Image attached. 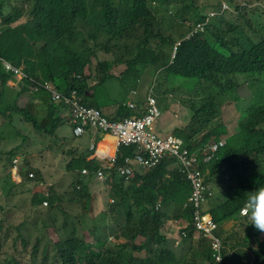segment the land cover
I'll return each mask as SVG.
<instances>
[{
	"label": "clouds",
	"instance_id": "clouds-1",
	"mask_svg": "<svg viewBox=\"0 0 264 264\" xmlns=\"http://www.w3.org/2000/svg\"><path fill=\"white\" fill-rule=\"evenodd\" d=\"M10 1H13L12 4ZM225 1L189 0L187 3L186 0H170V9H168L159 6L154 0H148V10L160 21L166 37L174 40L173 47L166 51L170 58V64H173L180 48L185 43L202 38L213 20L232 19L231 14L233 13L238 18L239 12L233 9L228 1H226L227 3ZM261 2L252 6L250 3L241 4L238 1V5L245 7L246 4H250V9L256 7L264 9V4ZM212 4H216L218 7H213ZM9 5H13L10 14L16 13L17 10L23 12L22 17L11 25L12 28H17L28 22L29 5L25 0H0V9H4L3 13L0 12L3 15V18H0V35H3L8 27L5 18L10 14L4 15V13ZM185 6L199 7L204 16V21L191 25L189 22L176 20L174 15H176L177 9ZM71 15L75 19L74 26L65 31L63 35L61 34L53 44L50 43L53 30L42 29L38 33V41L35 42L37 44L33 46L32 52L17 59V63L0 55V138L1 141L7 140L11 143L18 139L19 135L23 137L22 143L15 145L10 150H4L0 147V155L4 154L10 159L4 165L7 172H4L0 160V183L3 187L0 189V217L9 218L8 215L14 214L13 217L20 215L10 205H4L3 202L12 199L22 200V197L31 200L32 209L38 212L42 218L52 211L53 205L64 208V197L58 194L53 188L54 186L45 178V175L53 174L55 172L54 167H56L71 177V189L66 192V195L70 197L72 204H76V209L81 208L80 213L77 214L80 230H69L68 235L59 237L55 243L52 237H48L51 250L53 246H56L60 252V246L75 240V238H83L87 243L95 245L93 232L95 226L104 228L103 243L98 249H103L105 246L110 247L115 240L119 241L115 238L113 230L126 223L128 211L131 215L134 214L133 211H136V216H138V210L135 207L137 199L132 198L134 190L131 186V184L134 185L136 176L163 165L168 174L166 179L155 182L158 187L165 183L171 190L179 189L170 180L171 173H177L179 177L184 179L185 183L192 187L191 196L183 208L184 210L190 209L192 222L175 218L174 214H169L168 220L160 230V236L166 239L168 249L175 253L176 259L186 264H211L208 259L201 261L195 254L196 246L200 250V245L204 241L210 245L214 264H236L234 259L240 257L236 254L237 250L245 251L248 257L250 249L241 247L231 250L226 247L219 231L224 228L233 234L232 231L236 222L231 220L220 224L215 219L210 201L220 194L222 196L229 194L232 190L234 193L244 194V190L255 187V190L250 189L251 191L247 192V199L240 209V214L247 217L249 224L260 232L251 241V247L256 248L259 243L264 242V237H262L264 236V183L256 185L253 178L264 169V146L263 149L261 148V140L264 139V124L249 134L244 130L246 116L255 107L257 101L253 90L248 87L241 91V102H232L229 99L216 105L215 109L220 110V114L217 118L211 119V123L215 124L217 132L209 133L207 125H203L206 115H203V121L197 120L208 109L206 102H209L207 96H203L201 93L202 88L198 86L197 80L182 77L174 78L173 75L167 76L166 85L161 88L160 75L166 67L161 65L157 70L148 67L142 71L139 66L131 67L125 63L126 53L124 51L110 52L115 49L105 46L108 43L106 34H115L121 26L124 32L138 27L131 7L122 0H116L107 9L88 15L95 16L96 21L94 23H86L87 15L84 8L79 9L74 6ZM163 15L171 18L174 29H176V36H172L164 30L165 21L161 18ZM52 17L48 18L51 20ZM56 44L62 48L59 49V55L55 54ZM108 44L109 46L112 45ZM123 44L128 45L130 43L125 41ZM71 65H73L72 68L63 69V67ZM147 80L153 82V87L147 100L142 104L106 102L104 100L102 88L104 84L125 85V88L136 98L138 88ZM175 80H193L196 82L192 91L184 95L186 97L184 105L192 112L189 122L186 117L181 119L177 113L176 106H181V102H178L177 99V92L168 88V85H171ZM155 88L156 91H154ZM244 94L247 95L246 100L243 99ZM105 95L112 98L117 97L112 94ZM2 96L4 97L2 98ZM248 96H255L251 99L250 105H247ZM164 99L171 100V102L163 103L162 100ZM193 101H196L195 109L192 108L191 103ZM162 105H167L168 109H172V115L180 122V124L176 123L175 125L179 127V130L167 134L157 131L156 126L161 117L159 107ZM225 105L237 107V110L241 112L238 127L240 136L236 139L230 137L227 119L222 117L221 110ZM60 110L64 113H59ZM154 111H156V115H154ZM54 113H59V120L50 117ZM124 114L129 116H124ZM46 116H49L53 123L42 129L41 124ZM151 116L153 119L150 118ZM62 119L68 120L72 137H69L66 132L59 133L63 124ZM144 119L150 121L144 131L136 136L127 134V125L130 121H142ZM21 121L31 124L33 130L29 129V133L25 132L27 129L21 128ZM16 123L20 124L21 127ZM182 125L185 126L183 131ZM202 125L204 129H200ZM6 126H13V132L10 133L5 130ZM192 131H195L194 134ZM36 139L49 140L51 144L47 145V148L53 149V151L42 153V155H48L46 156L47 162L40 156H34L33 160L30 159L31 166L37 169V174L36 171L28 167L24 158L19 156L24 143ZM86 140L90 142L88 152L81 149L82 142ZM76 141L77 144L72 145ZM197 142L201 144L197 149L193 150L189 147L190 143L195 144ZM101 146H104L103 152L100 151ZM123 148H132L134 152L132 155L123 156ZM248 148L249 152H246ZM229 150L239 151V154L235 153V156L227 159L220 166L215 176L209 180L212 174L211 164L218 160L223 152ZM260 150L262 151L261 154L258 153ZM74 157L78 159L79 163L73 169L68 164ZM193 158L196 160L195 165L187 168V162ZM189 171L202 173L206 190L204 191L201 211L203 215L210 216L218 224V228L212 237L206 236L195 225L196 206L192 200L194 183L187 177ZM149 187L150 190L153 189L151 185ZM141 191H146L145 187ZM51 192L55 195L52 202L50 201ZM125 193H130L126 199H124ZM35 194L39 195L42 200L41 206L37 208L33 206ZM122 201L123 203H121ZM142 203L146 208L157 211L162 207L161 202L156 204L155 209L153 205L143 200ZM79 218L84 223H81ZM134 218L136 217L133 215L129 220ZM10 219L14 227L21 225L23 228L27 222L22 224L21 218ZM16 223L18 224L16 225ZM54 224L53 220L49 223V230L50 226H54ZM230 224H232L231 227H229ZM190 226L193 227V236L190 235ZM49 230H47V235ZM177 233L181 240L177 238ZM39 234L35 237V241ZM27 239L29 240V238ZM217 240L221 242L220 260L216 258L218 255V249L215 247ZM120 242L123 243L122 240ZM144 243L145 239L141 237L139 242L134 245L139 248ZM184 245L189 246L179 257L177 249ZM31 247V244L27 249L16 247L12 243L4 244V253H0V257L4 256L16 264H32ZM225 251L227 252L225 253ZM251 254L254 259L253 252ZM59 256L61 257V254ZM132 256L141 259L142 262L149 261L148 264H153L158 260L157 255L146 253L145 250L135 251ZM226 257H229V261L224 263ZM245 260L242 261L243 264ZM50 262L52 263V261ZM254 262L255 259L251 264ZM34 264L38 263L34 262Z\"/></svg>",
	"mask_w": 264,
	"mask_h": 264
},
{
	"label": "trees",
	"instance_id": "trees-1",
	"mask_svg": "<svg viewBox=\"0 0 264 264\" xmlns=\"http://www.w3.org/2000/svg\"><path fill=\"white\" fill-rule=\"evenodd\" d=\"M115 1L25 0L29 5L28 22L17 28L11 27L23 15V12L18 10L5 18L8 27L4 34L0 35V55L17 63V59L32 52L33 46L37 44L35 42L38 41L40 30H53L50 41L53 44L61 34L63 35L65 31L71 29L75 23V19L71 15L74 6L79 9L84 8L87 15L86 23H94L96 21L95 16L88 15L107 9ZM122 1L133 10L138 27L124 32L121 26L115 34H106L108 43L112 45L109 46L106 43L105 46L115 49L110 52L124 51L126 53L125 63L131 67L139 66L142 71L148 67L155 70L159 69L161 65L166 67L160 75L161 88L166 85L167 76L173 75L197 80L198 86L202 88L201 93L203 96H207L209 100V102H206L208 109L197 120L203 121V115H206L203 125H207L209 133L217 132L215 124L211 123V119L217 118L220 114V110L215 109L216 105L229 99L232 102H241V91L248 87L253 90L257 101L255 107L246 116L244 130L249 134L264 124V9L261 7L250 9V4L240 7L238 1L226 0L233 9L239 12L238 18L235 21H232L231 18L213 20L202 38L185 43L180 48L173 64H170V58L166 51L173 47L174 40L166 37L162 31V24L148 10V0ZM154 1L159 6L170 9V0ZM186 2L188 3L189 0H186ZM259 2L261 0H258ZM261 3L264 4V0ZM211 6L218 7L216 4ZM3 11L4 9H0L1 13ZM48 17H52V19L50 20ZM186 17L188 19H185ZM174 18L182 22H189L191 25L204 21L201 9L196 6H185L177 9ZM125 41L130 44L124 45ZM59 49H62L61 46L56 44L55 54H60ZM72 67L73 65L65 66L63 69ZM191 104L192 108L195 109L196 101ZM124 116L129 115L124 114ZM203 125L200 126V129H204ZM194 132L192 131L193 134ZM199 145L201 144L198 142L195 144L190 143L189 147L195 150ZM263 146L264 139L261 140L262 149ZM133 152L134 149L132 148L122 149L123 156L132 155ZM246 152H249V148ZM235 153L239 154V151L229 150L223 152L218 160L211 164L212 174L209 180L212 176H215L220 166L227 159L235 156ZM258 153L261 154L262 151L260 150ZM78 163V159L74 157L68 165L74 169ZM167 174L166 168L160 165L155 170L136 176L134 185L131 184V186L134 190L132 198L137 199L135 207L138 210V216H136V211H133L134 214L132 215L128 211L126 223L113 230L115 238L119 241L122 240L123 243L98 249L100 244L103 243L104 228L95 226L93 231L95 245L87 243L83 238H75V240L60 246V252L56 246H53V249L50 250V240L46 236L52 218H43L38 221L41 225V228H39L40 234L30 249L32 264L34 262L38 264H79V262L81 264H148L149 261L142 262L141 259L132 256L133 252L140 250L157 255L158 260L153 264H186L176 259L175 253L168 249V243L163 236H160V230L168 220L169 214H174L175 218L192 222L190 209H183L184 204L191 196L192 187L185 183L184 179L179 177L177 173H171L170 180L179 188L178 190L169 189V186L165 183L158 187L155 182L166 179ZM253 178L256 185L263 184L264 169L259 171ZM149 185L153 188L152 190H150ZM144 187L146 191H141ZM250 189L253 191L256 188L251 187ZM250 189L244 190V194L234 193V190L224 195L225 197L220 194L210 201V205L215 219L220 224L231 220L236 222L232 231L233 234L224 228L219 231L226 247L231 250L241 247L250 249L255 257L254 264L259 262L264 264V242L259 243L256 248L251 247V241L260 232L249 224L247 217L240 214V209L245 203L247 192H250ZM124 195V199H126L130 193ZM33 198V206L35 208L40 207L41 197L35 194ZM36 198L39 199L36 200ZM54 199L55 195L51 192L50 201L52 202ZM142 200L153 205L154 209L158 202H161L162 207L158 211L146 208ZM133 215L136 218L129 220ZM28 219L24 218L22 224ZM10 220V218L0 217V253H4V244L12 243L16 247L22 245L24 249L30 246L29 240L22 234V226L14 227ZM79 220L84 223L82 219L79 218ZM39 224L37 227H39ZM14 228L17 230L16 237L12 236L11 232ZM190 228V235L193 236V227L190 226ZM141 237H144L145 243L142 247L137 248L134 244L139 242ZM200 246L201 249L195 252L196 256L201 261L208 259L211 264H214L209 243L204 241ZM236 254L240 256L239 261L241 262L247 257L245 251L237 250ZM0 258V264H16L4 256ZM228 259L229 257H226L224 263L229 261Z\"/></svg>",
	"mask_w": 264,
	"mask_h": 264
},
{
	"label": "rangeland",
	"instance_id": "rangeland-1",
	"mask_svg": "<svg viewBox=\"0 0 264 264\" xmlns=\"http://www.w3.org/2000/svg\"><path fill=\"white\" fill-rule=\"evenodd\" d=\"M238 1H240L241 4H243L244 2L250 3L252 6H256L258 4V0H238ZM12 2L13 1H10V4H12ZM12 10H13V5H9L6 8L4 15L10 14L12 12ZM233 14H231L232 20H235L237 18V15H233ZM0 18H3V15L1 13H0ZM161 18L164 19V21H165L164 30L168 34H171L172 36H176V29H174V23L172 22L171 18H169L166 15L161 16ZM173 77L177 78L175 76H173ZM195 85H196V82L193 80H189V81L175 80V82H172L171 85H168V88L175 90L177 92V95H178L177 99L179 100L178 102H181V106H176L177 113H179V115L181 116V119L186 117L188 122L191 119L192 112L187 106L184 105V101L186 99V97L184 95H186L187 93H190L192 91V89L195 87ZM152 87H153V82L151 80L145 81L144 84L138 88L136 98H134L133 95L129 92V90L125 88V85H122V84L113 83V86H111V84L107 83V84H104L102 88L104 91V100L106 102L117 101L118 103L134 102L136 104H142L147 100V97H148L149 92H150ZM154 91H156V88L154 89ZM105 94H112V95L117 96V97L112 98V97H109ZM253 97H255V96H248L249 100H248L247 105H250L251 99ZM243 99L244 100L247 99L246 94H244ZM162 102L163 103H170L171 100L164 99V100H162ZM159 108L161 111V117L158 120L156 129L158 132H160L162 134L171 133V130H172V128L175 127L176 123L180 124V122H178L174 118V116L172 115V109H168L167 105H164V106L162 105V107H159ZM59 113H64V111L60 110ZM59 113H54L50 117H54V119L59 120L60 119ZM221 113H222L223 119L224 118L227 119L228 126L230 128V137L233 139L238 138V136H240L238 127L240 124L239 120H240V113L241 112H239L237 110V107L233 108V106L229 107V106L225 105V107H222ZM50 117L46 116L44 118V120L42 121V124H41L42 129L46 128L47 126H49L53 123L52 119ZM62 122H63V124L59 129V133L66 132L69 137H72L73 135H72V131H71V128L69 126L68 120L62 119ZM21 124H22V127L20 126V124L16 123V125H18L22 129H27V130H25V132L29 133V129L33 130V126L31 124L30 125L26 124L23 121H21ZM184 129H185V126L182 125V131ZM5 130L12 133L13 132V126H6ZM24 134H26V133H24ZM22 140H23L22 135H19V138L14 140L11 143H9L7 140L1 141V138H0V141H1L0 147L3 148L4 150H10L15 145H17L19 143L21 144ZM50 144L51 143L49 140L41 141V140L36 139L34 141H31V142L27 141V143H24V147L22 148V151H20L19 156L24 158L25 162L28 164V167L30 169H32L33 171H36V174H37V169L31 166L30 159L33 160L34 156H40L41 159H43V160H45V162H47L46 156H48V155H42V153L44 151H53V149L49 150L47 148V145H50ZM73 144H77V141L75 143H72V145ZM89 145H90V142L88 140H86V141L82 142L81 149L85 152H88ZM56 151H57V149H56ZM58 152L60 153V151H58ZM0 157H1L0 160H1V164L3 166V170H4V172H7L4 168V165L10 159H8V157L5 156L4 154L0 155ZM54 170H55V172L53 174L45 175V178L48 180V182L50 184H52V186H54L53 188H55L57 193L61 194L64 197V199H65L64 208H61V207L58 208L56 205H53L52 211L48 212L47 216L44 215V218H50L51 217L52 220L55 222L54 226H50L51 228L49 230L48 235L46 236L49 238L52 237L53 242L55 243V241L58 240L59 237L62 238L64 236L68 235L69 230H73V231L74 230L75 231L80 230V227H79L78 221H77V214L80 213L81 208L76 209V204H72V202L70 201V197L68 195H66V192L71 189V186H70L71 177L69 175L64 174V172L62 170H59L56 167H54ZM2 188H3L2 184L0 183V189H2ZM22 194H26V193H22ZM30 202H31L30 199H27L26 197H22V200L21 199H12L11 201L3 202V204L4 205H10L13 210H16L17 213L20 214V215H16L15 217H13L14 214H12L11 216L8 215L9 218H21L22 221L24 218H29L28 221L26 222V224L24 225V227L22 228V234L24 236H26L27 238H29L30 244L33 245V243L35 242V237L40 233L39 228H41V225L37 222L43 218L39 215L38 212H35L32 209ZM113 218H115V216H113ZM45 220L47 221V219H45ZM17 224L18 223H16V225ZM38 224H39V227H37ZM231 226H232V224L229 225V227H231ZM12 235L13 236L17 235L16 228L13 229ZM176 236L179 240H181V237L178 233L176 234ZM262 237H264V236H262ZM120 243H121L120 241L115 240L112 243V245L120 244ZM188 246L189 245H184V246L179 247L177 249V255L179 257H181V255H183V253L185 252V249L188 248ZM19 247H22V246L20 245ZM50 250H51V247H50ZM196 250H199V247L196 246ZM251 252L252 251H248V257L244 261V264H245V262H246V264H251L253 262L254 259L252 257ZM191 258H192V256H191ZM193 261H195L194 258H193ZM234 262L236 264H243V262H239V258H237V257L234 259Z\"/></svg>",
	"mask_w": 264,
	"mask_h": 264
},
{
	"label": "built area",
	"instance_id": "built-area-1",
	"mask_svg": "<svg viewBox=\"0 0 264 264\" xmlns=\"http://www.w3.org/2000/svg\"><path fill=\"white\" fill-rule=\"evenodd\" d=\"M156 115L157 113H155ZM153 115V116H154ZM153 116L150 118L153 119ZM150 124L149 120H142V121H130L127 125V134L132 136H136L140 132L144 131L145 127ZM196 160L193 158L187 162V168L193 167L195 165ZM187 177L190 181L194 183V196L192 200L196 206V213H195V225L198 230L202 231L206 236L212 237L216 229L218 228V224L212 219L210 216L203 215L201 211V205L204 198V191L206 190V186L204 185V179L202 177V173L200 171H189L187 173ZM216 249H218V255H216L217 260H220L221 257L219 252L221 249V242L217 240L215 244Z\"/></svg>",
	"mask_w": 264,
	"mask_h": 264
},
{
	"label": "crops",
	"instance_id": "crops-1",
	"mask_svg": "<svg viewBox=\"0 0 264 264\" xmlns=\"http://www.w3.org/2000/svg\"><path fill=\"white\" fill-rule=\"evenodd\" d=\"M179 130V127L175 126L174 128H172L171 132L177 131Z\"/></svg>",
	"mask_w": 264,
	"mask_h": 264
},
{
	"label": "bare ground",
	"instance_id": "bare-ground-1",
	"mask_svg": "<svg viewBox=\"0 0 264 264\" xmlns=\"http://www.w3.org/2000/svg\"><path fill=\"white\" fill-rule=\"evenodd\" d=\"M103 147H104V146H101V147H100V151H101V152H103ZM109 152H110V151H109Z\"/></svg>",
	"mask_w": 264,
	"mask_h": 264
}]
</instances>
